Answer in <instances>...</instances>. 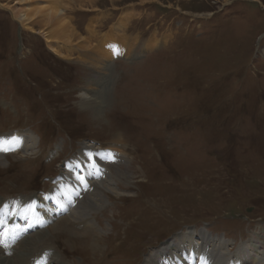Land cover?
<instances>
[{"label": "rangeland", "instance_id": "1", "mask_svg": "<svg viewBox=\"0 0 264 264\" xmlns=\"http://www.w3.org/2000/svg\"><path fill=\"white\" fill-rule=\"evenodd\" d=\"M55 1L0 0V136L37 140L0 157V203L49 191L81 144L106 149L117 136L124 155L108 165L119 178L115 192L101 189L88 231L71 219L49 231L58 219L0 253L15 264H144L189 227L230 253L257 238L264 246V0H60L76 34L94 31L92 45L131 15L120 35L132 54L109 59L107 80L91 52L48 49L42 15ZM12 7L38 15L22 26ZM152 38L157 48L141 51ZM96 80L108 82L97 110L82 96ZM35 204L19 203L30 215Z\"/></svg>", "mask_w": 264, "mask_h": 264}, {"label": "bare ground", "instance_id": "2", "mask_svg": "<svg viewBox=\"0 0 264 264\" xmlns=\"http://www.w3.org/2000/svg\"><path fill=\"white\" fill-rule=\"evenodd\" d=\"M70 1L75 2V0ZM146 1L148 0H144L143 2ZM62 7L64 6H62L60 0H56L54 3H51L48 8H44L46 12L44 11L45 13H43V15L41 14L45 17L44 27L46 28L41 31V35L45 38L50 51L60 55L59 53H62V51L66 54H70L77 50L82 56H85L88 51L91 52L90 54L94 55L95 59L91 60L92 57H89L91 60L90 65L93 63L92 66H94L95 71L99 75L103 71L105 79L109 73V59L116 57L125 59L130 58L132 54L131 47H133L134 43L133 41L130 42L123 39L120 35L123 33L122 30L124 27L131 20L130 14L121 16L116 22V25L112 28L111 34L103 37L101 36L98 39V46L95 44L96 47L94 44H91V39L94 38V31L92 29H87L88 37H82L76 34L69 19L65 17ZM11 12L14 18H18L22 26L26 27H30L29 22L38 15V13H35L34 16H30L31 10L17 9L15 7H12ZM165 40L166 38L163 39V41ZM160 42L152 38L141 47V51L150 52L156 49ZM98 54L99 56H96ZM107 83L108 82L105 80H96L95 85L99 87V89H94L92 96L87 95L86 91H83L85 93H83L82 96L86 105L91 108H96V110L100 105H103L104 100L107 98V90L100 89H102V84H105L106 86ZM11 135L13 136H0V147L3 148V150H0V157L3 158L9 151H18L23 154L32 152L37 140L33 138L34 135L31 132L26 133L18 131ZM111 141L112 142L109 144L110 147L106 149L96 148L87 143L81 144L77 159L74 158L70 160L68 164L63 165V168L67 170V173L61 174L59 178L53 181L55 183V188L50 189L46 195L39 197L35 196L38 201V207L40 208L39 212L42 213L43 217L50 223V225L59 219V222L55 223L49 231L59 232L61 229L64 230L67 228V223L70 219L79 222L77 226L78 228H82L86 231L90 229V213L99 210L105 200L104 193L101 189L115 192L113 187H115L114 182H116V180L113 179L119 178L117 177V171L111 172L112 168L108 164L110 160L112 161L110 156L114 158V155H124V143L120 136L115 137ZM107 154L110 156L108 157ZM120 161V159L117 160V162ZM113 166L114 164L112 167ZM47 198L52 202L54 208L48 206L44 202ZM46 233L47 232H44L30 237L20 245V249L22 250V248H26L32 244L35 246L36 243L42 240L41 237ZM254 235L259 237L260 233L255 232ZM96 238L97 240L95 241V244L99 246L102 239L98 237ZM257 239L248 240L239 246L238 249L240 252L246 250L247 253H237L236 255H233L229 254L230 247L228 242L223 243L219 240L218 243L215 244V241H211L212 239L202 235L204 243L206 245L209 244L212 248L205 249V247L200 246L198 248L195 247V249L199 250L201 248L207 250V253L210 252L214 257V264H221L223 259H228L230 257L237 258V264H264V246L263 243L259 241V238ZM5 241H8V237L5 238ZM187 242H192V239L188 237V240H185L183 235L174 237L170 243L162 246L159 250L154 249L152 253L155 255H148L144 264H162L159 259L160 256L163 255L166 257V264H173L176 259H179L182 256L180 255L182 252L181 250H183V246ZM33 247H31L30 250L29 248L24 251L22 250V255L25 253L28 254ZM187 247L188 245H185L186 249ZM1 250L2 249L0 248V251ZM16 263L23 264V262ZM0 264H15V262H11L0 253Z\"/></svg>", "mask_w": 264, "mask_h": 264}, {"label": "snow or ice", "instance_id": "3", "mask_svg": "<svg viewBox=\"0 0 264 264\" xmlns=\"http://www.w3.org/2000/svg\"><path fill=\"white\" fill-rule=\"evenodd\" d=\"M0 150H3V148L0 147ZM9 231H11V230H5V232L2 234V236H0V246H2L3 237H6L8 235Z\"/></svg>", "mask_w": 264, "mask_h": 264}]
</instances>
